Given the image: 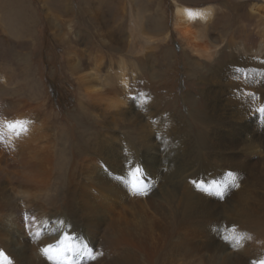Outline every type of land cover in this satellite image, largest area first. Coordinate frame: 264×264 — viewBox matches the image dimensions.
Here are the masks:
<instances>
[{
    "label": "rangeland",
    "instance_id": "obj_1",
    "mask_svg": "<svg viewBox=\"0 0 264 264\" xmlns=\"http://www.w3.org/2000/svg\"><path fill=\"white\" fill-rule=\"evenodd\" d=\"M49 1L0 0V122L29 108L54 141L52 185L38 201L24 202V212L38 202L37 208L50 210L54 200L60 209V171L82 148L64 146L63 138L96 131L102 147L90 145L91 138L82 148L92 150L87 162L117 170L129 187L137 183L138 198L161 223L159 236L171 226L172 245L155 239L156 264H264V245L254 239L264 234V53L218 44V18L208 30L216 40L214 56L186 52L174 28L175 0H146V7L138 0H104L102 10L98 0ZM100 15L116 38L100 35ZM85 70L106 76L101 90L84 92L79 77ZM1 227L0 254L9 264H30ZM47 255L56 258L54 251ZM93 257L89 252L84 263L97 264L99 256Z\"/></svg>",
    "mask_w": 264,
    "mask_h": 264
},
{
    "label": "bare ground",
    "instance_id": "obj_2",
    "mask_svg": "<svg viewBox=\"0 0 264 264\" xmlns=\"http://www.w3.org/2000/svg\"><path fill=\"white\" fill-rule=\"evenodd\" d=\"M90 1L94 3L96 0ZM98 1L100 4L96 6L97 10H102L105 1ZM155 1L160 3L161 0ZM155 1L149 0V3ZM175 1L174 28L184 43L186 52L206 60L214 56L213 41L216 40L211 39L208 30L210 23L218 18V44L226 43L228 47L234 46L239 50L236 52L242 54L264 53V0H223L218 6L211 4L212 0H201L206 3L202 6ZM138 2L143 7L147 6L146 0H138ZM62 5L65 6L64 2ZM245 6H249L250 11L241 13L240 9ZM63 12L69 11L66 9ZM100 18L102 23L98 30L100 35L116 38L113 30L109 28V19L104 15H100ZM155 27L160 26L155 25ZM84 55V51H81L80 57ZM75 62L74 66H78V62L76 60ZM190 64L193 68L199 65L197 61H190ZM100 68H96L98 72ZM82 74L79 81L84 92L88 94L90 91L101 90L98 85L101 80L99 73L85 70ZM104 79L102 77L101 81H106V76ZM122 81L127 84L126 79ZM22 109L16 108L19 112L23 111L22 115L18 112L11 115L9 122L4 118L0 122V133L2 131L4 135H0V225L1 229L5 226L9 231L10 245H18V248L24 250L30 264H85L89 252H93L96 258L99 256L97 264H156L158 244L155 239L158 238L159 242L166 246L169 243L172 245L169 236L171 226L166 224L165 233L161 231L159 236L158 227L161 223L158 224L152 218L154 215L150 206L138 198V195L142 194L139 193V186L135 188L137 183L134 184V188L129 187L128 182L118 174L117 170L113 169V173H108L106 169L94 166L90 161L87 162L92 150L87 148L82 151V148L91 138L93 139L89 142L90 145L102 144L100 135L96 131L92 132V137H85L88 133L86 130L78 133L76 140L63 138L64 146H66L65 142H71L69 146H72L73 150L74 147L76 150L79 146L82 148L79 152H72L70 163L64 171H60L63 174L62 195L57 199L63 200L62 206L57 209L58 202L54 200L50 210L37 208L41 203L35 204L34 202L38 200L34 201V198L41 196L51 183L54 141L50 138L52 135L49 137L50 134L47 133L49 129L38 116L39 113L36 114L29 108ZM5 126L7 128L3 129ZM28 201L31 204L34 201L35 206L31 205L28 212H24V202ZM155 205L157 204L152 202V206L156 207ZM161 205L164 206L163 203ZM251 226L254 225L251 223ZM258 235L261 236L254 239L258 240L257 246L261 247L264 245L262 244L264 241L261 240L264 234ZM65 240L71 245V251H61ZM52 251L56 255L55 259L47 255ZM105 252H109L106 259L103 258Z\"/></svg>",
    "mask_w": 264,
    "mask_h": 264
},
{
    "label": "snow or ice",
    "instance_id": "obj_3",
    "mask_svg": "<svg viewBox=\"0 0 264 264\" xmlns=\"http://www.w3.org/2000/svg\"><path fill=\"white\" fill-rule=\"evenodd\" d=\"M137 171H139V170H137ZM134 175H135V174H134ZM63 243H64V248L61 249V251H64V250L71 251V250H72V247H71V245L68 243L67 240H65ZM93 259H95V257H93ZM0 260L3 261V264H9V261L7 260L6 257H3V254H0Z\"/></svg>",
    "mask_w": 264,
    "mask_h": 264
}]
</instances>
